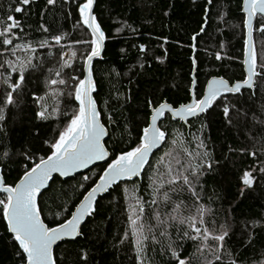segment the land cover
I'll list each match as a JSON object with an SVG mask.
<instances>
[{
	"label": "trees",
	"instance_id": "obj_1",
	"mask_svg": "<svg viewBox=\"0 0 264 264\" xmlns=\"http://www.w3.org/2000/svg\"><path fill=\"white\" fill-rule=\"evenodd\" d=\"M83 2L55 0L53 5H47L46 0H32L22 6L21 13H16L14 8L20 6L19 0H0V22H3L0 28L7 23L8 15H13L21 25L13 30V45L31 43L38 47L32 60L36 67L24 73L21 87L13 92V103L5 106L6 93L12 89L4 79L10 77L14 83L20 73L12 72L4 64L12 57L5 49L13 45L4 46V37H0V65H3L0 67V115L4 117L0 120V171L5 185L13 186L25 168L32 166L33 159L38 161L49 152L46 142L58 136L77 107L74 96L69 94L74 89L68 88L59 99L57 114L46 119L37 116L40 103L44 104V98H40L46 96L57 71L68 82L74 73L78 79L82 78L83 60L90 44L76 42L91 40L88 30L78 23V6ZM241 2L96 0L94 16L106 40L102 60L93 64L94 100L108 131L104 144L110 153L136 146L148 122L149 101L153 107L163 101L177 107L190 100L192 38L203 27L195 39L197 98L201 97L210 77L220 76L231 83L243 80ZM262 23L264 19L258 17L253 35L258 71L264 65ZM41 24L47 32L40 28ZM55 35H64L63 47L51 39ZM45 39L51 47H39ZM68 47L75 49L81 60L72 67H62L61 57ZM217 54L221 59H216ZM225 106L229 108L228 116L223 111ZM159 126L167 133L164 146L153 154L141 178L119 183L99 198L95 213L81 227L79 237L55 249V263L136 264L128 216L130 206L139 198L144 207L141 220L146 227L155 226L149 235H155L159 241L147 242L144 253L147 264H178L172 259L169 247L177 252L179 259L202 264L196 242L184 237L186 225L169 221L165 228L154 218L156 212L165 218L181 201L182 216L193 215L197 207H203L210 210L205 215L204 227L214 233L221 231V225L229 229L230 237H226L221 261L214 264H231L233 260L236 264H264V175L260 173L264 167V74L255 77L253 90L220 98L206 114L189 121L188 125L167 116ZM200 142L203 148H197ZM184 149L193 155L201 153L192 162L201 165L203 175H199L198 181L190 176L198 199L191 196L182 181L175 185L176 192L169 191L165 183L160 192L154 193L153 181L159 183L161 178L166 181L169 165L175 172L179 167L177 159L184 164L189 162ZM204 152L207 157L203 156ZM25 155L33 159H25ZM105 166H96L67 180L54 178L38 199L43 221L54 227L69 218ZM244 171H251L256 177L251 188H244L241 182ZM85 176L89 179L85 180ZM164 192L171 197L168 203L163 202ZM154 195L160 201L158 206L151 204ZM3 198L0 194V199ZM161 231H166V236H161ZM14 244L0 208V264H20L15 254L18 246Z\"/></svg>",
	"mask_w": 264,
	"mask_h": 264
},
{
	"label": "snow or ice",
	"instance_id": "obj_2",
	"mask_svg": "<svg viewBox=\"0 0 264 264\" xmlns=\"http://www.w3.org/2000/svg\"><path fill=\"white\" fill-rule=\"evenodd\" d=\"M31 2L32 0H19L20 6H16L14 12L21 13L23 11L22 6L29 5ZM54 3L55 0H46L47 5H53ZM93 4L94 0H84L78 6V23L87 29L91 35L90 41L76 42L90 44L91 47V51L86 54L83 62V79L72 76L71 80L73 83L71 85H68V81L65 79H52L50 81L51 85H65L74 89V92L69 94L74 96L78 107L73 111L71 118L63 129L59 130L58 136L52 142H46L49 148V152L46 155L39 157L38 161L31 156L25 155V159H33V163L31 167L25 168L18 182L14 186L0 183V192L6 193V197L0 199V208H2L7 232L12 234V239L15 242L14 246H18L15 249V254L19 257L20 264H55L53 245L65 237H76L80 234L78 229L82 221L96 211L95 203L98 194L107 192L112 185L123 178L131 179L141 175L142 169L149 163V154L166 140L167 133L158 124V121L164 117L166 112L171 113L174 120L179 118L181 121H186L190 117H197L200 113L211 108L214 102L224 94L239 93L242 88L253 85L254 76L264 74V65H260V71L257 70L255 53L246 40L243 60L246 75L243 77L242 82L230 84L224 78L214 77L208 80L200 98L193 97L189 103L181 104L179 107H173L167 102H162L158 106L153 107L151 101H149V107L152 108L151 115L146 126L141 130L136 146L130 147L128 150H121L115 154L110 153L102 142L107 135V131L105 125L101 123V114L97 110L96 102L92 96L94 82L90 65L92 59L100 55L105 39L103 31L93 15ZM243 11L246 13L243 24L245 28H248L250 18L257 14H260L262 19H264V0H243ZM20 27V22L13 15L7 16V23L0 28V37H4L2 40L4 46L13 45V30ZM40 28L44 32L48 31L43 24L40 25ZM261 31H264V23L261 24ZM64 38V35H55L51 39L56 45L63 47L61 41ZM39 47H51V45L45 39L40 41ZM5 50L10 52L16 59H6L4 64L12 72L18 71L20 73L19 79L14 83L10 82V77L4 79V83L7 84L8 88L12 89V91L6 93L5 106H7L13 103V92L20 88L25 80L24 73L30 67H36L32 63L34 57L29 56L26 59H21L17 56V52L34 53L36 49L30 43H17L10 49L6 48ZM141 51H143V47H141ZM75 56L76 53L73 52L72 57L74 58ZM61 58L63 59V56ZM216 59H221L219 54H217ZM195 63V60H193L194 65ZM0 67H3V65H0ZM62 67H72V65L65 60ZM55 75L60 77L61 72L57 71ZM40 99H43V97ZM57 111V108L52 109L53 113ZM223 111L225 116H228L229 108L227 106L223 108ZM0 112H2V109H0ZM49 115L48 109L43 106L42 110L37 113V116L41 119H46ZM3 119V115H0V120ZM109 119L111 120V117ZM175 143L176 141L173 140V144ZM197 148H203V142L197 144ZM184 152L189 157V162L184 164L177 159L176 165L179 167L175 172L169 165L167 169L168 179L165 181L161 178L159 183L153 181V185H155L154 193L160 192L165 183L169 185V191L176 192L175 185L178 181H182V185L187 186V191L191 196L197 197V193L194 190L195 185L192 183L190 176L198 181L199 175H203L201 165L192 162L195 157L201 156V153L196 152L193 155L187 149H184ZM207 155L206 152L203 153L204 157H207ZM251 155H255V153H251ZM95 161H104L107 166L103 168L95 184L83 194V198L76 204L75 210L71 212L70 217L64 219L62 223H57L54 227L46 225L41 219L38 195L42 194L41 190L46 188L53 174L58 173L61 177L68 176L78 169L88 167ZM211 166V164L207 165L208 168H211ZM260 173L264 175V167L260 168ZM84 179L88 180L89 178L85 176ZM240 179L244 188H251L256 177L251 171H244ZM182 190L183 187L181 188ZM241 193L243 194V189H241ZM170 201L171 197L167 192H164L163 202L168 203ZM159 203L160 201L154 195L151 204L158 206ZM182 204L183 201L175 204L171 213L165 218L162 219L159 212H156L154 218L159 225L165 226V228L168 226L169 221H174L179 225H186L184 237L196 242V252L203 257L202 264H214V261H221L226 237H230L229 229L221 225L219 234L210 232L208 228L204 227L205 215L210 210L197 207L195 214L185 217L179 213ZM143 213L144 207L139 198H136L135 205L130 206L128 216V228L130 229L131 243L136 253V264H147L144 253L147 251L149 239H151L153 244L159 242L155 235L150 237L149 234L155 226H145L141 220ZM188 230L191 231V235ZM160 235L166 236V231H161ZM210 240L214 243H208ZM169 251L172 259L178 261V264H190V261L179 259L177 252L172 250L171 247H169ZM231 264H236V261H231Z\"/></svg>",
	"mask_w": 264,
	"mask_h": 264
},
{
	"label": "water",
	"instance_id": "obj_3",
	"mask_svg": "<svg viewBox=\"0 0 264 264\" xmlns=\"http://www.w3.org/2000/svg\"><path fill=\"white\" fill-rule=\"evenodd\" d=\"M95 4H96V0H94V4H93V15H94V7H95ZM241 13L243 14L244 17L246 16V13L243 11V0H242V2H241ZM258 17H261V15H260V14H257L256 16L250 18V22H249V26H248V28H245V27H244L243 58H242V66H243L244 76L246 75V72H245V65L243 64V60H244V51H245V41H246V40L248 41L249 46H250V48L252 49V51L255 53V57H256V52H255V46H254V38H253V35H254V24H255V21H256V19H257ZM96 21H97V20H96ZM97 23H98V22H97ZM243 25H244V24H243ZM100 28H101V27H100ZM202 29H204V27H203ZM101 30H102V29H101ZM102 31H103V30H102ZM202 31H203V30H201L197 35L193 36V38H192V42H193V44H192V50H193V52H192V56H191L192 72H191V75H190V77H191V84H190V88H189L190 100H189L187 103H189L193 97L197 98V96H196V94H195V89H196V85H197V79H196V75H195V74H196L197 65H196V63H195V65L193 64V60H195L194 56H195V52H196L195 39H196L197 36H199V35L202 33ZM88 32H89V31H88ZM89 33H90V32H89ZM103 33H104V32H103ZM104 35H105V34H104ZM90 36H91V35H90ZM105 40H106V38L104 39L103 46L101 47L100 55L97 56V57H94V58L92 59L91 65H90V69H91V72H92V79H93V82H94V78H93V64H94V62H96V61H100V60H102L103 53H104ZM90 51H91V48H90ZM90 51H89V52H90ZM85 58H86V57H85ZM195 62H196V60H195ZM83 72H84V63H83V67H82V73H83ZM214 77H215V78H223V77H220V76H213V77H210L208 80H210V79H212V78H214ZM255 77H256V76L253 77V85H252L251 87H244V88L241 89V91H242V90H253L254 83H255ZM81 79H83V74H82V78H81ZM224 79H225V78H224ZM208 80H207V82H208ZM225 80H226V79H225ZM193 81H195V83H193ZM227 81H228V80H227ZM207 82H206L205 85H204L203 91H204V89H205V87H206V85H207ZM236 82H242V80L235 81V82H232V83H236ZM230 84H231V82H230ZM241 91H240V92H241ZM95 92H96V86H95V83H94V92L92 93L93 99H94V94H95ZM240 92H239V93H240ZM239 93H235V94H239ZM235 94H232V93H226V94H224L222 97H224V96H228V95H235ZM202 95H203V92H202ZM202 95H201V96H202ZM222 97H220V98H222ZM220 98H218V100H219ZM94 101H95V100H94ZM74 102H75L76 105H77V102L75 101V99H74ZM163 102H166V101H163ZM214 103H215V102H214ZM168 104H169V103H168ZM170 105H171V104H170ZM171 106H172V105H171ZM179 106H180V105H179ZM179 106H177V107H179ZM77 107H78V105H77ZM96 107H97V104H96ZM211 108H212V107H211ZM211 108L207 109V110H206L205 112H203V113H200L197 117H190V118H188V120H186V121H181V120H179V118H176V119L174 120V119L172 118V116H171V113L166 112L165 115H164V117H162V118L158 121V124L160 125V123H161V122L165 119V117L168 115L172 121H179V122L183 123L184 125H188V122H189V121L194 120V119H196V118H198V117H200V116L206 114ZM97 110L99 111L98 107H97ZM151 111H152V108L150 107V108H149V113H150V114H149V118H150V115H151ZM149 118H148V120H149ZM101 123H102V120H101ZM106 131H107V128H106ZM107 137H108V131H107V135L104 137V139H103V141H102L103 143L106 141ZM164 143H165V141H164L160 146H158L157 148H155V149L152 150V152L149 154V162H150L151 157L153 156V154L156 153V152H158L159 150L162 149V147L164 146ZM109 162H110V161H109ZM104 164H106L104 161H95V162H93L92 164H90L88 167H86V168H82V169H78V170H76V171L70 173V175H68V176H63V177L59 176L58 173H54L52 179L48 182V185L46 186V188L41 190V193H43L44 191H46V190L48 189L50 183L52 182V180H53L54 178H59V179H61V180L71 179V178H74V177H76V176H78V175H80V174H83V173H85V172H87V171H89V170L95 168L96 166L104 165ZM147 165H148V164H146L145 167L142 169V171H141V175H142V173H143V171H144V169L146 168ZM106 166H107V165H106ZM106 166H105V167H106ZM101 173H102V172H101ZM141 175L136 176V177H132L131 179L123 178V179H121L120 181H117L116 184L112 185V186L109 188V190H108L107 192H104V193L98 194V196H97V201H98L99 198L105 196V195H106L111 189L114 188V186L118 185L119 183L128 182V181H134V180H136V179H140V178H141ZM98 179H99V177H98ZM98 179H97V180H98ZM97 180H96V181H97ZM17 182H18V181H17ZM0 183L5 184L4 181H3V177H2V175H1V171H0ZM94 184H95V183H94ZM94 184H93V185H94ZM14 185H15V184H14ZM14 185H13V186H14ZM93 185H92V186H93ZM7 186H11V185H7ZM92 186H91V187H92ZM91 187H90V188H91ZM0 194L4 195V196L6 197V193L0 192ZM40 195H41V194H40ZM40 195H38V199H39V196H40ZM82 198H83V197H82ZM82 198H81V199H82ZM97 201H96V203H97ZM78 203H79V202H78ZM78 203H77V204H78ZM96 203H95V206H96ZM74 210H75V207H74L73 211H74ZM70 215H71V214H70ZM90 216H91V215H90ZM90 216L85 217L84 221H82V224H81L80 228L78 229L79 233H80V229H81V227L84 225V223L86 222V220H87ZM69 217H70V216H69ZM41 219H42V217H41ZM42 221H43V219H42ZM4 222H5V221H4ZM43 222H44V221H43ZM44 223H45V222H44ZM5 224H6V222H5ZM45 224H46V223H45ZM46 225H47V224H46ZM6 228H7V227H6ZM8 233H9V232H8ZM9 234L12 236L11 233H9ZM79 235H80V234H79ZM79 235L76 236V237H65L64 239H62V240H60V241H57L56 244L53 245V257H54L55 249H56L60 244H62V243H64V242H72V241H75V240L79 237ZM54 260H55V258H54ZM55 264H56V263H55Z\"/></svg>",
	"mask_w": 264,
	"mask_h": 264
},
{
	"label": "rangeland",
	"instance_id": "obj_4",
	"mask_svg": "<svg viewBox=\"0 0 264 264\" xmlns=\"http://www.w3.org/2000/svg\"><path fill=\"white\" fill-rule=\"evenodd\" d=\"M256 43L259 44L260 41L258 42L257 39H256ZM27 44H29V43H27ZM31 45H32V47H34L37 50V48H38L37 45H34V44H31ZM90 48L91 47H89V49ZM36 50H35V52H36ZM35 52L34 53L33 52L25 53V52L18 51L17 52V56H19L21 59H26L29 56L34 57ZM73 52L76 53V56L74 58L72 57V53ZM83 54H84V52H83ZM80 56L78 55V52L75 49H73L72 47H68L66 49V51L63 53V59H64V61L67 60V62L69 64L73 65V66L77 62H79L81 60V57ZM10 59L11 60H15L16 57H13L12 56ZM72 76H77L78 77V75L75 74V73L72 74L71 77ZM55 79H64V78L63 77H56ZM72 83H73V81L71 79H69L68 85H71ZM50 86L51 87L49 88L46 96L43 97L44 98V104H41L40 103L39 112L42 110V106H43V107H46L48 109V113L50 114L49 116H53V115L57 114V112L53 113L52 112V109L58 107L59 99L61 98V95L63 94V92H65V90H67L70 87H67L65 85H51V84H50ZM216 234H219V233H216Z\"/></svg>",
	"mask_w": 264,
	"mask_h": 264
},
{
	"label": "flooded vegetation",
	"instance_id": "obj_5",
	"mask_svg": "<svg viewBox=\"0 0 264 264\" xmlns=\"http://www.w3.org/2000/svg\"><path fill=\"white\" fill-rule=\"evenodd\" d=\"M149 114H150V113H149ZM167 116H168V115H167ZM167 116H166V117H167ZM166 117H165V118H166ZM168 117H169V116H168ZM169 118H170V117H169Z\"/></svg>",
	"mask_w": 264,
	"mask_h": 264
}]
</instances>
